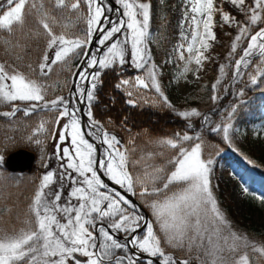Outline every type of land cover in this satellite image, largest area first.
Returning a JSON list of instances; mask_svg holds the SVG:
<instances>
[{
    "label": "snow or ice",
    "instance_id": "1",
    "mask_svg": "<svg viewBox=\"0 0 264 264\" xmlns=\"http://www.w3.org/2000/svg\"><path fill=\"white\" fill-rule=\"evenodd\" d=\"M83 2L87 4V16L80 13L81 0H49L54 9L62 10L61 16L63 12L74 11L77 19L85 20L87 29L83 38L69 36L67 29L70 25L61 23L44 6L43 0H5V3L0 4V31L9 34L22 31L28 17H34L44 30L36 35L43 34L47 39V49H55L50 63L48 52L45 51L36 78H32L35 69L31 65H28L29 74H26L16 69L10 70L0 63V104L11 105L10 112L0 115L15 116L21 111L15 102H24L27 105L23 110L26 116L37 107H43L58 112L54 120L56 125L62 119H67L59 132L56 149L57 158L66 160V163L60 165V190L55 193L45 191L56 182V174L48 171L42 176L24 218H17L22 226H13L11 230L0 226V264H140L136 253L148 257L146 264H191L193 252L197 253L196 259L200 260V264H264V243H257L246 235L232 231L220 210L211 185L214 161L203 158L202 141L191 147L184 146V142L201 140L199 135L193 137L177 134L178 140H161L160 143L176 149V154L167 160L166 166H150L151 171L144 168L136 174L129 171L130 164L132 167L143 165L144 158L130 160L128 150H121V141L115 135L103 132L91 109L102 84L100 70L115 64L125 65L129 62L126 59L129 55L132 66L145 70L147 78L135 77L134 85L132 81L124 79L115 87L119 89L131 85L137 90L154 88L163 97V102L171 107L157 79V66L150 64L147 44L151 4L148 0H116L121 5L123 18L113 22L106 16L113 9L106 6L104 0ZM225 4L243 14L244 21L237 20L235 15L226 11ZM183 15L189 26L190 40L184 37L188 40V55L185 57L184 51L180 53V59L185 60L181 75L192 71L190 65L193 62L198 72L209 58L205 53L212 48V42L217 40L214 29L217 27L215 18L219 15V27H235L238 33L231 43L229 56L237 53L240 44L247 40L242 54L234 62L236 75L241 76L242 67L247 68L253 63L252 57H258V75L252 74L249 79L255 85L258 76L264 77V0H251L250 3L248 0H219V3L217 0H185ZM57 25L62 29L59 34L54 31ZM258 25L260 27L256 30ZM97 31L101 34L98 45L106 48L99 56L97 52L87 50ZM117 34L124 38L113 41ZM180 48L184 49V45L181 44ZM79 57L86 59L81 60L78 73H73L78 75L80 81L76 98L86 99L88 103L87 116L91 127L87 135L107 145L102 159L97 158L96 146L81 129L77 115L80 109L69 107L70 101L63 96L46 100L49 86L40 80L52 71V65L58 62L67 64L68 58ZM97 68L99 70L92 71ZM224 70L225 66L220 65L222 74ZM85 82L88 87L84 86ZM219 83L217 80L216 84ZM216 84L213 85L214 89ZM126 91L129 97L133 96V91ZM239 95H244L243 90ZM217 99L216 96L212 97L213 101ZM128 103L134 104L135 101L129 99ZM236 111L234 105L228 112L225 124L211 129L213 132H222L223 139L229 143L232 139L231 119ZM178 115L189 119L200 117L201 113L193 108L179 112ZM204 121L209 122V118L205 116ZM46 123L41 122L33 135L26 139L40 144L41 140L34 137L47 130ZM66 140H70V143L61 150L59 145ZM2 160L0 156V162ZM99 170L103 171L108 180L127 192L135 195L139 186L141 197H157L151 201L145 199L155 221H147L138 213L135 203L119 191L110 189L98 174ZM72 172L77 176H73ZM66 179L70 180L73 187L66 197L67 202L61 204L63 181ZM157 182L162 186L158 187ZM243 192L248 193L249 190L243 188ZM48 196H53V199L49 201ZM97 222H101L99 227ZM142 226L144 235L137 236V230ZM114 233H124L131 238L121 242ZM129 244L136 249V253L129 255ZM168 249L183 252L187 258H180ZM118 251L124 255H117Z\"/></svg>",
    "mask_w": 264,
    "mask_h": 264
},
{
    "label": "rangeland",
    "instance_id": "2",
    "mask_svg": "<svg viewBox=\"0 0 264 264\" xmlns=\"http://www.w3.org/2000/svg\"><path fill=\"white\" fill-rule=\"evenodd\" d=\"M116 2V0H114ZM40 2V0H37ZM249 2V0H248ZM44 6L52 11V14L57 16L61 23L69 24L70 26L67 29V33L72 38L81 37L83 38L86 34L87 24L83 18L77 19V13L74 11H66L63 12L60 9H54L53 6L49 3V0H43ZM106 6L112 8L107 0H104ZM117 3V2H116ZM219 3V0H217ZM250 3V2H249ZM118 4V3H117ZM119 5V4H118ZM121 8V5H119ZM87 4L81 0V7L80 13L82 16H85V9ZM224 9L228 11L225 7ZM122 10V8H121ZM230 12V11H229ZM109 13V12H107ZM111 13V11H110ZM231 13V12H230ZM232 14V13H231ZM151 15V12H150ZM233 15V14H232ZM122 19L120 11L116 9L114 13V17L111 21L117 22L118 20ZM237 19V18H236ZM217 26L220 23L219 15L215 18ZM150 23V21H149ZM110 27V26H109ZM221 28V27H220ZM235 27H228L224 26L226 34H231V29ZM149 26V39H148V50L150 53V64H155L157 66L158 76L157 79L161 84V89L164 92L165 96L167 97L168 104L171 105L169 107L163 102V97H160L159 93L155 91L154 88H139L137 90L136 87L131 85L122 86L120 91L122 92L121 95L124 96L125 102L127 104L129 99L135 101L134 104H129L133 106H154V107H166V108H174L178 109L176 113L182 111H190L193 109L189 104H182L184 97L190 95L194 88L195 84L199 81L200 77L204 74V72L216 61H218L219 54L214 52L212 48L205 53L206 56L209 58L204 61L202 68L197 72V66L193 62L190 67L192 71L188 72L187 74L181 75L183 73V69L185 66V60L180 59L181 51H184L185 57H187L186 47L188 40H185V36L189 37L190 40V30L188 23L184 20L182 22V31L180 34V38L178 43L176 44L175 55L171 56L170 63L166 65V60L156 61L152 56V48L155 45V38L153 37L152 32L150 31ZM42 27H40L36 19L34 17H28L27 23L23 30H17L13 34H9L6 32L0 31V63L9 67V69H16L18 71L24 72L29 74L28 65H31L33 69L37 70L39 73V69H37V64L42 62V57L45 51L48 52L49 59L54 58V51L47 49V39L46 37L41 35H36L37 32L43 33ZM54 31L59 34L62 29L59 25L54 27ZM238 34V33H237ZM28 38H30V42L28 44ZM120 38L123 39L124 37L119 34L118 37L115 39ZM114 41V40H113ZM213 43V42H212ZM184 45V49L180 48V45ZM243 44V43H242ZM241 44V45H242ZM89 46V45H88ZM88 50V48H87ZM130 51V45H129ZM86 59L85 57L79 58H68V63L65 64L64 62H58L55 65H52V71L48 73L47 76L40 78L41 82L48 85V90H52L54 88L55 95L54 97H49L51 100L56 99L57 97L63 96L65 99L70 101L69 107H75L76 103L75 100L72 98L71 87L73 84V78L76 73L80 64L81 60ZM129 60L123 66L119 65L118 74L119 80L128 79L133 82L135 81V77L141 76L143 78H147V73L145 70L136 69L132 66L130 62V55L126 57ZM99 70L98 68L95 70ZM101 71V70H100ZM34 78V77H32ZM61 84V87L59 86ZM86 84V82H85ZM85 86V85H84ZM60 87V88H59ZM88 87V85H87ZM127 90L133 91V96L129 97L127 94ZM53 96V94H51ZM48 98V97H46ZM86 101V100H85ZM94 102V101H93ZM226 102V101H224ZM223 102V103H224ZM21 108V111H18L15 115L17 116H10L6 117L0 115L2 121H0V141L2 137L6 138L7 148L12 149L16 145L26 144L33 149L37 153L38 162L36 164V169L34 173L31 174H22V175H14L8 173L5 169H0V226L4 227L5 229L11 230L13 226L16 228L21 227L22 225L18 222V217L22 220L24 218V213L27 211L29 204L32 202L35 192L38 189L39 184L41 183V178L44 174L48 171H53L56 176L59 175V172L62 171L60 168L61 163H66L65 161H61L56 156V149L57 144L59 143V132L63 126V124L67 123V119H62L59 125L54 123L56 116L58 115L57 111H49L46 112H31L29 115H24V108L27 106L24 102H15ZM87 103V101H86ZM235 104V103H234ZM233 104V105H234ZM189 105V106H188ZM88 106V103H87ZM220 115V122L216 124L223 126L225 122L228 120V112L231 109H228V104L224 103L222 105ZM77 108V106L75 107ZM197 110V109H196ZM11 105L9 104H0V114L4 112H10ZM198 111V110H197ZM226 111V114L224 113ZM88 112V107H87ZM86 112V113H87ZM200 112V111H199ZM201 116L197 117L198 120H202V124L206 125L207 123L204 121V117L209 115L200 112ZM78 117L81 121V129L85 133L87 139L90 142L96 141L100 142V140L96 139L95 137L88 136L87 133L90 130L91 124L90 121L85 123L83 128L82 124V117L80 113H77ZM6 118H9L7 121ZM15 118V119H14ZM185 120L184 117H182ZM18 119V121H15ZM46 121V131L43 133H38L37 137L41 140L40 144H36L35 142H29L26 138L33 135L34 130L38 127L41 122ZM187 125L191 124V127H195V120L193 117L185 120ZM231 123L233 125L232 129L230 130V136L232 137L231 143L225 141L223 139L222 132H215L217 135L221 137V141L224 145H221L217 142H213V144H208L201 140H193L189 142H184L185 147H191L194 143H199L202 141V154L203 158L208 159L211 158L214 163L212 166V174H211V185L213 189V194L217 199L218 206L222 213L224 214L225 218L228 220L232 231L237 232L238 234L246 235L250 240H253L257 243H263L260 239L256 236V232L251 228L252 225H261L264 227V189L260 187L259 184L255 185L254 187H250V179L246 174V163L242 162L240 158L237 156L235 150H237L234 140V134L237 133L239 137L247 138V132L243 128L237 125L236 120L234 118L231 119ZM84 129H86L84 131ZM202 130L197 132V135L201 133ZM55 133V136H53ZM113 135V133H112ZM250 140L253 144L255 150H264V125H256L253 131L250 134ZM196 137V136H194ZM166 139H175L172 137H157L151 139L149 142L148 148L150 149L147 154L144 155H137L138 147H131L130 152V160H140L142 157L143 165H136L132 167L129 165V171L133 172L134 174L141 172L144 168H147L151 171L150 166H166L167 160L176 154V149H172L170 146L164 145L160 143L161 140ZM177 140V139H175ZM70 143V140H66L63 144H60L61 150L63 147H67ZM215 146V152L212 151V148ZM23 147V146H21ZM8 149V150H9ZM8 150L0 148V156L3 157L2 162H0V168L3 166V162L8 155ZM102 157L104 158L105 151L102 149ZM62 154V152H61ZM97 157L98 154L96 153ZM47 165V167H45ZM170 167V166H169ZM60 169V171H59ZM57 170V171H55ZM59 171V172H58ZM71 171V170H69ZM13 175V176H12ZM73 176H77L75 172H72ZM55 176V177H56ZM23 178H27L29 181L31 180L36 186L32 192L29 190L27 191V195L24 197L19 196L18 191L15 187L22 185ZM56 182L51 185L50 189H46L45 191H51L55 193L56 191L60 190L61 181L59 177L55 179ZM64 187L62 189V199L60 201L61 204H65L66 197L70 192L73 185L71 184L70 180L63 181ZM157 186H162L160 182H157ZM10 187V188H9ZM28 187V186H27ZM222 187V188H220ZM216 188L222 189L224 192V199H226L228 205L232 208V213L235 216V220L241 222L249 228H245L241 226L239 223H234L231 220V217L228 215L229 213L226 209L221 205L223 203L222 197L220 196V192L216 191ZM243 188H247L249 190L248 193L243 192ZM139 186L136 188V194L134 195L136 199L140 202L143 207V210L137 209L138 213L145 217V213H147V221H155V217L152 215L151 209L145 203V199L151 201L152 199H156L157 197H141L139 195ZM133 194V193H132ZM221 197V200H220ZM257 197H261V199H257ZM53 196H48V200L51 201ZM13 205L8 206L9 203ZM76 203L75 200L72 201ZM6 206V207H4ZM63 222V220H62ZM99 227V223H97ZM106 226V225H105ZM158 227V226H157ZM111 231V230H110ZM117 235V233H114ZM98 235V234H97ZM144 235V230L141 235ZM126 236V234H124ZM173 251L178 253L177 256L180 258H187L186 254L183 252H178L175 249H168V251ZM132 252L129 249V255ZM117 255H124L123 252L118 251ZM196 252L191 254L192 261L191 264H200V260L196 259ZM203 258V257H201ZM143 261V260H139ZM146 263V262H145Z\"/></svg>",
    "mask_w": 264,
    "mask_h": 264
},
{
    "label": "trees",
    "instance_id": "3",
    "mask_svg": "<svg viewBox=\"0 0 264 264\" xmlns=\"http://www.w3.org/2000/svg\"><path fill=\"white\" fill-rule=\"evenodd\" d=\"M148 2L151 4L149 26L155 38L152 56L156 61L166 60L167 65L170 63L171 56L175 55L176 44L182 31L185 0H148ZM3 3H5V0H0V4ZM224 7L235 15L237 20L244 21L243 14L238 13L237 10L228 4H225ZM86 14L87 7L85 9V16ZM259 27L260 25L256 26V30ZM214 31L217 40L212 43V50L219 54L220 59L204 72L195 84L193 92L184 97L182 102V104H189L198 111L209 115V122L206 125L202 124V120L199 121L197 117H193L195 127H188L185 121L188 119L183 120L176 113L178 109L127 104L124 96L121 95L120 89L115 87L119 80V64L101 70L102 84L98 88L96 99L92 104L93 117L100 122L104 132H107L109 135L113 133L121 141V150L127 149L130 157L132 154L130 152L131 147H138L136 154L139 156L147 154L150 150L148 148L149 142L153 138L172 137L178 140L177 134L180 136L188 134L194 137L197 136L199 130L202 131L198 135L204 142L208 144L217 142L224 145L221 137L211 131V129L221 120L219 113L223 108L222 105L224 103L228 104V109H231L235 105L237 111L233 118L236 120L237 125L247 132V138H241L237 133L234 134L233 142L237 148L235 151L240 160L247 165L246 174L250 179V187L259 184L264 189V150H255L250 140V134L254 127L256 125H264V77L258 76V82L255 85L251 84L249 79V76L252 74L258 75L257 64L260 58L254 57L252 59L253 63L249 64L247 68H242L243 74L237 76L234 62L242 54V49L246 47L247 40L242 45L240 44L237 53L229 56L231 51L230 46L235 35H237V29L232 28L231 34H226L224 29L217 26ZM30 40L28 38V44ZM220 65L225 66L223 74L220 72ZM217 80L220 81L219 84H216ZM214 84H216L215 89L213 88ZM241 90L244 92L243 96L239 95ZM213 96L218 97V99L213 101ZM224 113L226 114V111ZM8 119L6 118L5 121ZM2 120L4 119L0 118V121ZM15 121H18V119ZM6 145V138L2 137L0 148L8 150L9 148ZM21 146L28 147L26 144H21ZM18 147L20 145H16L8 151ZM214 147H211L213 152L216 151ZM249 161H252V163H249ZM0 169L4 168L1 167ZM58 177L59 175L55 179ZM22 182V185L15 188L19 196L24 197L27 195V191L32 192L36 185L27 178H23ZM216 191L220 192V196H224L222 189L218 190L216 188ZM222 201L221 205L229 213L228 215L231 217V220H234L233 222L236 224L239 223L241 226L249 228L247 225L236 221L232 208L228 205L226 199L222 197ZM11 205H13V202L9 203L8 206ZM250 226L256 232L255 237L264 243V227L257 224H251ZM173 254L177 255L178 253L173 252ZM140 264L146 263L140 261Z\"/></svg>",
    "mask_w": 264,
    "mask_h": 264
},
{
    "label": "water",
    "instance_id": "4",
    "mask_svg": "<svg viewBox=\"0 0 264 264\" xmlns=\"http://www.w3.org/2000/svg\"><path fill=\"white\" fill-rule=\"evenodd\" d=\"M107 1L112 6L113 10L118 9V11H120V13L122 12L120 6L114 0H107ZM99 34H100V32L98 31L94 35V38H93L92 42L89 45L88 51L93 52V51L97 50V53H99V55H100L105 48H101L98 45V43H97V41L100 39V35ZM117 35H119V34H117ZM114 38H116V36L113 37V40H114ZM109 43H111V41H109ZM95 70L96 69H92V71H95ZM78 71H79V68H78L76 73H78ZM77 83H80V81H79L78 75H75L74 76V83H73L72 88H74L77 85ZM87 85L88 84L86 82L85 87H87ZM85 100L86 99L77 100V104H78V107L80 109L79 112H80V114L82 116L83 128L85 126V123L89 121V118H88L87 114L85 113L86 112L85 111V106H86V101ZM85 130L86 129H84V131ZM92 143H94V145L97 148V154H98L97 158L98 159H102L103 157H102V153H101V150H100V144L98 142H96V141H93ZM36 157L37 156H36V153L34 151L26 149V148H20V149H17L15 151L11 152L6 157V159H5L3 164H4V167L8 171L13 172V173H17V172H19V173H32L34 171ZM98 173L100 174L102 179L105 181V183H107L108 185H110L112 187H115L118 190H120V192L122 194H124L127 198H129L132 202L138 203V201L133 197L132 194L126 192L124 189L120 188L119 185H115L112 181L108 180L107 176L104 175L102 170H99ZM147 216H148L147 213H145V219L146 220H147ZM143 229H144L143 226L141 227V229H138L136 235H138ZM129 247H130L132 253H136V249L132 248V246L130 244H129ZM136 254H137V258L138 259L147 261L148 257L146 255H141L139 253H136Z\"/></svg>",
    "mask_w": 264,
    "mask_h": 264
},
{
    "label": "flooded vegetation",
    "instance_id": "5",
    "mask_svg": "<svg viewBox=\"0 0 264 264\" xmlns=\"http://www.w3.org/2000/svg\"><path fill=\"white\" fill-rule=\"evenodd\" d=\"M51 62V59H49V63ZM38 65L39 64H37L36 66H37V69H39L38 68ZM32 75V77H34V78H36L37 77V75H38V71H36L35 70V73L34 74H31ZM42 79H43V77H41ZM60 87H61V84L59 85ZM59 87V88H60ZM51 94H53V96L51 95ZM54 95H55V90H54V88L52 89V90H48V94L46 95V97H48V98H46V100H48V101H50L51 99L49 98V97H54ZM48 109H45V108H43V107H37V109L35 110L36 112H45V111H47Z\"/></svg>",
    "mask_w": 264,
    "mask_h": 264
}]
</instances>
